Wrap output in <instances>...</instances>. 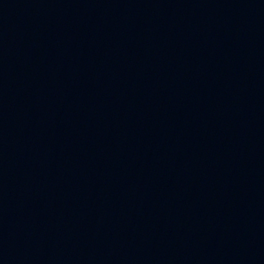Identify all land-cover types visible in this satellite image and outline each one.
Instances as JSON below:
<instances>
[{"label": "water", "instance_id": "water-1", "mask_svg": "<svg viewBox=\"0 0 264 264\" xmlns=\"http://www.w3.org/2000/svg\"><path fill=\"white\" fill-rule=\"evenodd\" d=\"M0 264H264V0H0Z\"/></svg>", "mask_w": 264, "mask_h": 264}]
</instances>
